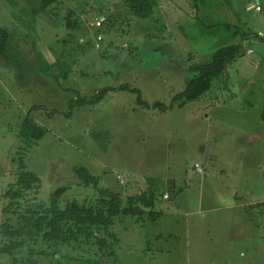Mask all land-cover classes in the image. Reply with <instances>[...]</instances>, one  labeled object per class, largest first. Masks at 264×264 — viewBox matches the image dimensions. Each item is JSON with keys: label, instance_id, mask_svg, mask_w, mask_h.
Wrapping results in <instances>:
<instances>
[{"label": "rangeland", "instance_id": "1", "mask_svg": "<svg viewBox=\"0 0 264 264\" xmlns=\"http://www.w3.org/2000/svg\"><path fill=\"white\" fill-rule=\"evenodd\" d=\"M43 1L0 0V30L10 34L0 55V226L21 157L42 181L22 208L49 204L64 187L61 208L95 204L99 192L79 181L80 167L124 198L148 189L144 179L172 193L165 180L177 179L186 194L160 198L159 220L128 217L112 228L116 256L82 239L43 248L51 255L38 264H264V0H153L149 19L130 28L118 18L99 49L92 19L113 15L122 0H59L47 9ZM70 16L77 29L68 26ZM232 45L243 51L207 94L167 111L153 108L170 106L195 67ZM122 85L131 90L111 91L67 116L74 99ZM134 89L152 108L139 104ZM30 111L48 130L37 143L19 137ZM118 175L142 180L121 185ZM14 257L0 253V264H27L25 255Z\"/></svg>", "mask_w": 264, "mask_h": 264}, {"label": "trees", "instance_id": "2", "mask_svg": "<svg viewBox=\"0 0 264 264\" xmlns=\"http://www.w3.org/2000/svg\"><path fill=\"white\" fill-rule=\"evenodd\" d=\"M58 1L44 0L43 8L47 9ZM153 7V0H122L113 15L95 16L92 19L94 22L103 19L102 26L93 25V27L99 30L97 36L102 35L104 39L106 31L110 29L109 27L113 28L119 20L118 18L131 28L135 20L149 19L153 14ZM67 20L71 29L78 28L77 21L72 20L71 16ZM245 37L248 35L246 34ZM262 40L264 41V38ZM9 42L10 34L6 30H0V55H6ZM242 51V45L227 46L218 50L211 63L194 68L195 76L187 81L184 92L175 96L170 106L156 103L153 108L167 111L176 105L183 106L187 102L203 97L212 89L213 81L224 72L230 62L240 56ZM118 89L131 90L128 85H122L117 89L106 88L98 92L92 99L78 97L71 102V110L67 116H72L76 108L96 104L106 94ZM132 91L139 95L138 102L141 106L152 107L142 100L137 89ZM34 109L43 108L36 106ZM261 118L264 122V110ZM47 134L48 130L32 117L31 111L28 112L22 122L19 137L27 143H37L43 140ZM19 171L16 187L11 188L4 195V198L11 202L4 206V218L0 226V235L4 240V244L0 246V253L13 258L15 262L17 259L14 256L18 253L25 255L27 264H38V257L51 255L43 248L50 251L56 250L60 246L79 243L82 239L87 242L96 239L101 253H109L114 257L116 256L115 245L119 242V238L111 230L117 222H122L128 217L142 219L145 216L155 222L161 217V213L156 211L157 203L162 197L158 192L159 182L157 180H151L150 187L145 191L124 198L120 192L101 188L100 178L85 167L76 168L75 172L81 183L85 186H93L99 192L100 198L95 204L86 205L73 201L68 203L65 208H61L62 197L67 191L64 187L51 194L49 204L41 203L22 208L21 201L29 192L39 193L42 181L37 174L28 170L23 157L19 159ZM119 182L121 185L126 184V181ZM102 233L107 237H102Z\"/></svg>", "mask_w": 264, "mask_h": 264}, {"label": "crops", "instance_id": "3", "mask_svg": "<svg viewBox=\"0 0 264 264\" xmlns=\"http://www.w3.org/2000/svg\"><path fill=\"white\" fill-rule=\"evenodd\" d=\"M254 7V4H251L250 6H249V9H251V8H253ZM150 108H152V107H150ZM207 117H209V116H207ZM264 123V122H263ZM208 158V157H207ZM210 161L211 162H214V159H213V156L211 157V159H210ZM198 165V164H197ZM200 173L201 172H203V170L202 171H199ZM142 179L141 178H136V176H134L133 177V179L132 180H130L129 182H126V183H128V184H130V182L131 181H134V182H137V181H141ZM142 181H144V182H150L151 180H142ZM158 181V180H157ZM159 182V181H158ZM165 187H166V189L167 190H169V191H171L172 193H170V192H167V191H164V192H162L161 193V199H163V200H167V201H170V200H175V199H178V198H181V197H183L186 193V186H183V184H179V182H178V180L177 179H171V180H165ZM159 184H160V182H159ZM180 191V194H178L177 195V197H173V193H177V192H179ZM166 195H168V199H166L165 198V196ZM187 196V195H186ZM173 198V199H172ZM178 201V200H177ZM188 201L190 202V200L188 199ZM249 208H252L250 205L248 206ZM242 255H247V247H246V250L244 249H242L241 250V256ZM198 263V262H197ZM196 264V263H195ZM199 264V263H198Z\"/></svg>", "mask_w": 264, "mask_h": 264}, {"label": "built area", "instance_id": "4", "mask_svg": "<svg viewBox=\"0 0 264 264\" xmlns=\"http://www.w3.org/2000/svg\"><path fill=\"white\" fill-rule=\"evenodd\" d=\"M256 10L257 11H261V8L260 7H256ZM102 20L103 19L97 20L93 25L96 26V27H101L102 26ZM258 36L260 38H264V33L259 32ZM102 41H103V36L102 35H98L97 38H96V41L93 44L99 49L101 47L100 45H101ZM196 167L198 168L199 171H202V169L198 165H196ZM117 179L119 181H121V183L124 182L123 177L120 176V175H118ZM165 198L168 199L169 198L168 195H166Z\"/></svg>", "mask_w": 264, "mask_h": 264}]
</instances>
